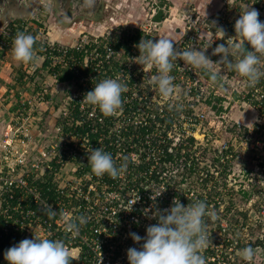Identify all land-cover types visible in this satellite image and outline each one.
Instances as JSON below:
<instances>
[{
	"label": "built area",
	"instance_id": "1",
	"mask_svg": "<svg viewBox=\"0 0 264 264\" xmlns=\"http://www.w3.org/2000/svg\"><path fill=\"white\" fill-rule=\"evenodd\" d=\"M227 2L222 0L223 7ZM152 17L146 19L147 28L119 25L122 28L115 36L107 32L100 37L85 36L71 47L45 41L52 64L61 63L64 54L69 62L75 54L79 59L71 69L75 76L70 78L69 88L62 85L59 90V75L52 74L35 92H18L19 106L0 127V264H7V249L33 235L63 240L71 250L73 264H128L127 250L139 249L143 243H134L129 234L144 237L147 227L157 222L151 218L153 213L170 208L174 199L184 206L206 201L218 217L215 221L206 218L212 241L202 253L206 264H249L239 255L247 246L255 250L251 264H264V93L255 86L256 107L249 105L251 100L242 102L241 108L253 114L252 127L240 126L237 138L232 123L229 130L234 137L218 140V133L226 130L218 125L224 119L225 106L223 101L216 104L221 106L216 114L207 104L214 103L210 94L217 95L215 90L206 94L213 85L199 69L175 61L170 74L175 77L176 92L165 101L151 82L158 75L157 69L135 60L140 55L136 45L141 39H159ZM199 19V15L191 18L180 38L173 41L178 51L208 48V56L218 41H227L218 40L219 34L208 20L200 26ZM216 21V27H222L227 36L226 28L232 25L221 16ZM134 34L140 36L136 43L129 41ZM5 45L0 42L1 47ZM43 59L41 56L32 69L24 65L22 70L32 76ZM84 70L86 74L81 75ZM117 76L128 87L122 94L123 107L104 117L83 99L101 80ZM57 89L67 92L64 90L60 105L47 108L49 113L56 108L57 116L51 120L48 135L44 134L46 128H40L42 135L34 130L40 113L30 107L26 96L35 98L36 108L49 103ZM177 104L182 110L170 107ZM213 120L217 122L213 124ZM206 124L215 128H206ZM64 126L82 132L64 131ZM247 135L257 140L247 149L254 152L250 161L260 164L263 172L256 177L245 171L239 176L244 180H237L239 165L234 161L238 162L239 153L245 151L242 146L250 140ZM96 148L110 153L117 166L127 158L126 174L117 179L92 174L88 155ZM138 196L131 209L129 202ZM49 205L57 212L55 218L46 214ZM65 213L88 218L75 236L65 231Z\"/></svg>",
	"mask_w": 264,
	"mask_h": 264
},
{
	"label": "clouds",
	"instance_id": "2",
	"mask_svg": "<svg viewBox=\"0 0 264 264\" xmlns=\"http://www.w3.org/2000/svg\"><path fill=\"white\" fill-rule=\"evenodd\" d=\"M86 3L93 5L95 0H86ZM20 25L18 29L13 23L9 25L17 32L11 48L12 57L20 64H35L41 59L36 47L38 38L24 33L26 30L23 27L26 26L23 22ZM216 30L218 40H224L225 30L222 27H216ZM234 31L235 36L229 37L226 44L215 47L212 55L219 56L215 62L206 55L208 48L200 50L193 47L178 51L173 40L167 37L156 41L141 39L136 45L140 55L135 60L148 69H157L158 75L153 76L151 82L165 101L176 92L175 77L170 73L178 59L204 71L212 82L220 77V73L214 70V65H225L243 78L246 86L255 87L264 78V22L259 20L258 10L245 7L234 24ZM2 34L3 32L0 37L5 36ZM127 91V85L121 82L119 76L106 78L85 94L83 102L96 107L104 117H110L122 110V94ZM170 107L180 111L183 106L177 104ZM88 165L92 174L100 178L107 174L112 179H117L127 172V158L117 166L112 155L101 148L91 149ZM138 200L139 196L135 201L129 202L131 209ZM46 214L52 219L57 212L49 205ZM151 218L157 222L147 227L144 237L134 232L129 234L134 243H143L139 249L133 247L127 250L128 264H206L202 253L212 244L208 233V219H218L206 201L196 200L184 206L179 199H174L170 208L157 209ZM63 219L65 231L73 236L88 222V218L83 215L69 216L65 213ZM239 255L251 264L255 258V250L247 246L240 250ZM4 259L7 264H73L71 250L63 240L37 235L7 249Z\"/></svg>",
	"mask_w": 264,
	"mask_h": 264
},
{
	"label": "rangeland",
	"instance_id": "3",
	"mask_svg": "<svg viewBox=\"0 0 264 264\" xmlns=\"http://www.w3.org/2000/svg\"><path fill=\"white\" fill-rule=\"evenodd\" d=\"M103 5H108L109 8L107 9V12H103L102 15L104 22L98 23L93 25L91 28H89L90 23H87L86 25L82 23V25H61L59 27L55 26L51 21V10H50V0H28L26 3L30 7V13L20 19L15 20L10 18L9 16H2L0 18V34L3 32V34L8 35V28H10V24L13 23L16 26V29H18L21 25L20 23L23 22V25L26 26L27 30L26 34H32L30 32L36 31L37 32V38H39L42 43L48 40V42L54 43L55 45H68L69 47L73 45H79L80 41L87 37H100L103 35L104 32H107L111 35H116L118 32H120L119 25L123 26H130L141 25L145 28L148 27L146 23V19L149 20L150 17L155 16L156 14L160 13L162 19L166 20L164 22V25L161 26L162 30H171L175 35H173L174 38L179 37L184 31L185 24L194 17V15H199V19L202 23L200 26L204 23L205 20H208L209 25L211 26V29L214 31L216 30L217 21L216 18L221 16L222 18L226 19L229 24L232 26L230 28H226L229 30V33L225 37L227 40L228 37L235 36L234 31V24L236 20L239 18V14L243 11L245 7H253L258 10L259 12V20H263L264 22V0H258L257 3H254L252 0H240L236 2V0H233L232 3H229V0L225 7L218 6V0H100ZM222 1V0H221ZM232 1V0H231ZM252 1V3L250 2ZM211 3L209 7H212L210 9V13L203 15L201 13L197 14L193 12L195 9H202L205 7L206 3ZM215 2V3H212ZM220 2V0H219ZM218 6V7H217ZM217 7V9H216ZM213 15V16H212ZM110 19V20H109ZM210 19V20H209ZM13 21V22H11ZM6 23V24H5ZM168 23H172V28L169 27ZM215 24V25H214ZM2 25V26H1ZM153 25V28L155 27V24ZM159 27V24H158ZM128 30L129 28H125ZM160 31V29H159ZM161 32V31H160ZM2 34V35H3ZM93 35V36H90ZM208 36V34H206ZM163 38V37H161ZM173 38V39H174ZM177 38V39H179ZM45 40V41H44ZM176 40V39H174ZM227 42L224 41H218L216 43V46L219 44H226ZM11 46L5 47L0 46V87H12V84H16L17 82L14 81V73L17 71L20 67L23 68V64H20L16 62L11 53ZM213 62L217 61L219 59V56H213L212 53L208 55ZM38 63H40L38 61ZM41 65V64H40ZM16 69V70H15ZM14 70V71H13ZM214 70L218 73H220V77L217 81L212 82L211 80H208L210 85H213V89L210 88L206 92L210 93L213 90L216 91L217 96L212 97H220L223 99V106H225V110L223 111L224 119H222L221 123H218L219 127L224 130L225 132L218 133V136L216 137L218 140H221L222 138L231 140L234 135L230 132V125L232 123H235V134L237 138L241 134V127H244L245 125L252 127V124L250 125L253 114H251L247 108H241L242 106V97L245 95V86L243 85L242 79L234 72L229 70L225 65H214ZM18 74V73H17ZM6 81V82H5ZM11 83V86H9ZM48 84V80L45 82V85ZM220 85V87H219ZM51 87V86H50ZM207 87V86H206ZM31 88V87H30ZM29 88V89H30ZM53 88V87H52ZM217 89V90H216ZM58 90V89H57ZM2 93V92H0ZM52 100L45 104V105H38L35 108V98L30 97L29 95L26 96L27 101L30 103V107L35 110H37L38 113H40V116H37L38 118L35 120V125L37 127L34 128V130H39L40 128H46L47 132L44 131L45 135L49 134V127H51L52 119H54L57 116L56 108L53 109L52 113L51 110L48 112L49 108L54 107L55 105H60V91L58 90L56 93L52 92ZM9 97L3 98L4 100H0V110L6 109V107L15 106L18 101V98L16 99L13 96V93H10L8 95ZM28 105V106H29ZM6 106V107H5ZM48 108V110H47ZM34 116L35 113H34ZM226 120V121H224ZM235 120V122L233 121ZM217 121L213 120V124H215ZM206 128L212 127L215 128L212 124H206ZM42 133V132H41ZM43 135V133H42ZM246 138H250L249 142L243 143L242 148H245V151L239 153L238 162L234 161L235 164L239 165L238 172L236 171L235 174L238 176L236 177L237 180H244L243 178L239 177L240 174H244L245 171H250L249 173H252L256 175V177H260V173L263 172L259 164L257 162L250 161L251 155L254 153L248 152L247 149H250L251 143H255L257 140L254 141L255 136L247 135ZM238 149V148H237ZM261 151L264 153V151L261 149Z\"/></svg>",
	"mask_w": 264,
	"mask_h": 264
},
{
	"label": "trees",
	"instance_id": "4",
	"mask_svg": "<svg viewBox=\"0 0 264 264\" xmlns=\"http://www.w3.org/2000/svg\"><path fill=\"white\" fill-rule=\"evenodd\" d=\"M162 19L160 13L156 14L155 16L152 17V20L155 21V22H158ZM8 35L6 36H2L0 37V42H5V47H12V44H13V39L15 37V35L17 34V32L15 31V29H11V28H8ZM19 32V31H18ZM21 32V31H20ZM32 33L31 35H33L34 37H37V32L36 31H32L30 32ZM140 34V33H139ZM139 34H134V36H131L129 38V41L131 42H138L140 36ZM40 39L38 38V44L36 45V47L39 49V56H43L44 57V61L43 63L37 68V70L33 73L32 76H29L28 73H26L27 70H30L32 69V67H35L38 65V62L35 63V64H23L26 66L27 70L24 69L22 70L21 67L17 70L16 73L17 74V77L16 79H19V80H28L29 82L32 83V86L34 88H36L37 86H39L40 84L44 83V81L52 74H57L59 75L57 77V83L60 84V86H65L66 84L65 83H68L67 85L69 86L70 85V78H72L73 76V73H71V69L72 67H74V64H76L78 62V59H79V56H77V54L73 55V62H69L68 61V56L66 54L64 55H61V63H54L52 64V60L51 59H48V51L50 49H48V46L44 43H42L41 41H39ZM45 41V40H44ZM117 45V44H115ZM123 49H125L126 51H128V47L126 46L125 43L121 44ZM75 53V52H74ZM75 60V61H74ZM76 62V63H75ZM43 71H46L43 73ZM81 72V75H85L86 74V71H80ZM60 73V74H59ZM200 74L204 77V79L206 80V82H208V80H210L209 76L207 74H205L204 71L200 70ZM98 77H101L103 75H100V74H97ZM35 82V83H33ZM256 87H260L261 90L260 93H264V78H262L260 80V82L256 85ZM256 87L252 88V87H248V86H245V95L242 97V101H245V100H251L249 105L252 106V107H256L258 103V101H256V98H257V93H255L254 91L256 90ZM60 90V89H59ZM64 90L63 89V92L60 93V96H63L64 95ZM66 91V90H65ZM67 92V91H66ZM259 93V94H260ZM211 97V95H210ZM47 98V97H46ZM213 99V102L212 103L211 101H207V104L211 106V108L215 111L216 114H218L219 112H221V106L219 107H216V104H219L223 101L222 98L220 97H212ZM73 116V115H72ZM235 127V125H234ZM63 130V129H62ZM65 130H68V131H75L77 133L79 132H82L80 129H74L73 126H70V127H67V126H64V131ZM259 166H261L259 164Z\"/></svg>",
	"mask_w": 264,
	"mask_h": 264
},
{
	"label": "flooded vegetation",
	"instance_id": "5",
	"mask_svg": "<svg viewBox=\"0 0 264 264\" xmlns=\"http://www.w3.org/2000/svg\"><path fill=\"white\" fill-rule=\"evenodd\" d=\"M28 0H26L27 2ZM51 22L59 26L69 25H85L89 28L98 23H103L102 13L107 12L108 6L103 5L100 0H95L93 5L86 3V0H50ZM1 2V1H0ZM84 3L87 6H84ZM8 5L4 4L3 9H7ZM1 8V4H0ZM6 16L5 12L3 13ZM13 19V18H12ZM110 20V19H109Z\"/></svg>",
	"mask_w": 264,
	"mask_h": 264
},
{
	"label": "crops",
	"instance_id": "6",
	"mask_svg": "<svg viewBox=\"0 0 264 264\" xmlns=\"http://www.w3.org/2000/svg\"><path fill=\"white\" fill-rule=\"evenodd\" d=\"M212 3H215V2H212ZM219 3H222V1L220 0V2H219V0H218V4ZM211 3L209 2V3H206V5H205V7L204 8H202L201 10L200 9H194L193 10V12H195V13H197V14H199V13H201V14H203V15H206V14H209L210 13V9L212 8V7H209V5H210ZM105 6V5H104ZM108 6V5H107ZM219 7L221 6L222 7V10H223V4H219L218 5ZM217 6V7H218ZM109 7V6H108ZM217 7H216V9H217ZM224 7H225V5H224ZM195 16V15H194ZM199 16H200V14H199ZM213 16V15H212ZM166 20H163V21H158V22H155L156 24H155V31L156 32H154V34H155V36H157V37H159V38H161V37H167V38H170V39H172L173 41H174V39H177V38H179V37H176V38H174L173 37V35H175L174 33H173V31H171V30H162L161 29V26L162 25H164V22H165ZM167 22V21H166ZM158 24H159V27H158ZM169 24V27L170 28H172V26L171 25H173L172 23H168ZM171 24V25H170ZM159 29H160V31H159ZM181 36V35H180ZM174 38V39H173ZM16 70V69H15ZM14 71V70H13ZM17 71H15V72H13L14 73V75H15V77L13 78L14 79V81H16L17 83L14 85V84H12V87H6V88H4V87H0V92H2V93H0V100L2 101V100H4L3 98H6V97H9L8 95H10V91H12V93H14V97L17 99V93L18 92H21V93H23L24 91H26V92H28V93H33V92H35L36 91V88H34V87H32V83L31 82H29L28 80H19V79H16V77H17V73H16ZM6 82V81H5ZM10 85L9 86H11V83H9ZM24 84H25V86H24ZM66 85L65 86H67L68 88L70 87V86H68L67 84L68 83H65ZM31 86L32 88H30V87H26V86ZM57 85L59 86L58 88L60 89V84H58L57 83ZM54 87H56V86H54ZM30 88V89H29ZM62 89V88H61ZM32 90V91H31ZM61 93V92H60ZM15 106H11V107H6V109L4 108V110H0V127H2L3 125H4V123H6L9 119V117L14 113V111L16 110V108L19 106L17 103L16 104H14ZM249 111V110H248ZM252 114V113H251Z\"/></svg>",
	"mask_w": 264,
	"mask_h": 264
},
{
	"label": "water",
	"instance_id": "7",
	"mask_svg": "<svg viewBox=\"0 0 264 264\" xmlns=\"http://www.w3.org/2000/svg\"><path fill=\"white\" fill-rule=\"evenodd\" d=\"M0 18L5 12L6 16L12 17L13 19H22L30 13V7L27 5L26 0H0ZM4 4H7V9H3ZM84 6H87L84 3Z\"/></svg>",
	"mask_w": 264,
	"mask_h": 264
}]
</instances>
